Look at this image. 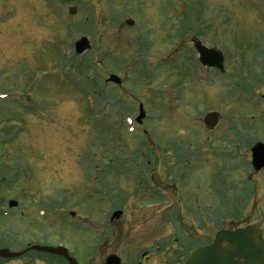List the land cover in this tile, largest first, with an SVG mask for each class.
Instances as JSON below:
<instances>
[{
  "label": "rangeland",
  "instance_id": "374dc122",
  "mask_svg": "<svg viewBox=\"0 0 264 264\" xmlns=\"http://www.w3.org/2000/svg\"><path fill=\"white\" fill-rule=\"evenodd\" d=\"M257 142L264 0H0V249L23 253L0 264H66L27 244L78 264H185L219 230L264 239Z\"/></svg>",
  "mask_w": 264,
  "mask_h": 264
},
{
  "label": "water",
  "instance_id": "95a60500",
  "mask_svg": "<svg viewBox=\"0 0 264 264\" xmlns=\"http://www.w3.org/2000/svg\"><path fill=\"white\" fill-rule=\"evenodd\" d=\"M182 10V4H180ZM75 9H69V14L74 15ZM131 21H127V25H131ZM193 47L198 54V62L209 68H215L221 73L224 72L223 56L214 49L204 47L200 42H194ZM90 48L89 41L85 37H81L74 43V53L82 54ZM109 82L119 84V79L115 76L108 78ZM144 118L142 106L139 105V115L136 122L140 123ZM220 120L217 112L206 113L202 118L204 127L213 130ZM251 166L254 172L264 168V143L257 142L250 149ZM15 206L14 202H9V207ZM3 213V211H0ZM121 212H114L110 218L111 221L118 219ZM30 250L47 253L63 258L68 264H77V262L69 256L68 250L64 247H42L32 246ZM22 253H11L6 249H0V258L12 259L20 256ZM106 264H120V260L111 255L106 259ZM185 264H264V239L261 230L255 225H248L235 230H220L210 245L199 247L194 250L186 259Z\"/></svg>",
  "mask_w": 264,
  "mask_h": 264
},
{
  "label": "flooded vegetation",
  "instance_id": "af4514ba",
  "mask_svg": "<svg viewBox=\"0 0 264 264\" xmlns=\"http://www.w3.org/2000/svg\"><path fill=\"white\" fill-rule=\"evenodd\" d=\"M79 92H80V87H79ZM78 92V93H79ZM27 115H32V116H36V114H34V113H26ZM18 127H20V125H18ZM18 129H20V128H18ZM28 174H26V176H27ZM253 175V173L252 174H250V175H248L247 176V179L248 180H251V176ZM255 175V174H254ZM17 206H19V204L18 203H16V207L15 208H17ZM44 213H40V215H43ZM5 215H7V212L5 213ZM29 228V227H28ZM30 248V246H29V244H27V248L25 247V249H24V251L23 252H25V253H27L28 252V249ZM63 260V259H62ZM64 262L67 264V262L64 260ZM138 264H144V258L142 259L141 258V261H140V263H138Z\"/></svg>",
  "mask_w": 264,
  "mask_h": 264
}]
</instances>
